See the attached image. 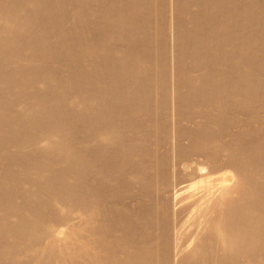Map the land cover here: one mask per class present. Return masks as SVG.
<instances>
[{
  "label": "bare ground",
  "instance_id": "1",
  "mask_svg": "<svg viewBox=\"0 0 264 264\" xmlns=\"http://www.w3.org/2000/svg\"><path fill=\"white\" fill-rule=\"evenodd\" d=\"M0 264H264V0H0Z\"/></svg>",
  "mask_w": 264,
  "mask_h": 264
}]
</instances>
